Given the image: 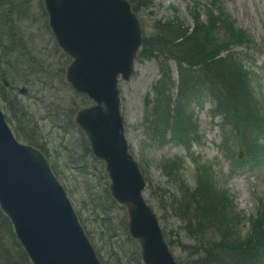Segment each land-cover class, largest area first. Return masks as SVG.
I'll return each mask as SVG.
<instances>
[{
    "label": "rangeland",
    "instance_id": "1",
    "mask_svg": "<svg viewBox=\"0 0 264 264\" xmlns=\"http://www.w3.org/2000/svg\"><path fill=\"white\" fill-rule=\"evenodd\" d=\"M6 1L8 5H3V0H0V15H4L2 13L4 7L8 6L7 8H10L12 6L13 9H18L13 2L14 0ZM23 2L29 8L28 20H19L17 25V23L0 18L1 37L3 42L6 43L8 51L13 48L23 54L19 43L21 45L25 43L36 52L30 55L31 51H29L25 57L31 62L14 63L15 68L12 70L7 61H13L15 56L4 55L5 52H2L0 48V70L8 71V75L11 76L8 78L9 85L15 87L14 90H7V93H5L0 86V108L6 114L8 123L19 141L25 143L22 137L23 131L20 128L18 132L15 123L18 122L28 133L30 127L35 125L37 127L36 136L46 144L51 163L53 164L58 160L59 166L67 169L65 162L69 160V155L78 157L83 152L77 131L71 126L68 127L67 123L66 126L63 125L65 121L61 110L75 112L78 107H81L79 106L81 102H85L86 97L75 93L65 80V68L70 64V60L55 43L53 36L51 38L49 34V17L41 4V0H23ZM224 4L238 23L237 25L250 31L255 41L260 44L258 50H249L247 53L250 58L249 65L255 72H251V84L264 104V0H224ZM191 6V0H152L151 6L140 16L144 37L149 39L155 31L158 36L168 35L170 37L172 22L179 14L185 19V28L192 27L193 19L188 11ZM13 16H15V13L9 12L8 17L13 18ZM165 23L170 27L169 29H167ZM197 36L199 37V35ZM13 37L15 38L16 47H14ZM174 52L177 53V51ZM163 55L165 56L166 52ZM162 62H164V65L166 64L164 59ZM136 66V74L130 81L121 80L120 90L126 135L131 146L130 151L138 160L144 175L148 177L149 186L146 196L149 198L150 194H156L161 195L159 197H166L169 202L171 200L178 201L182 196L181 187L189 195V200L182 205L172 206L169 203H163V218L166 221L168 234L174 240L187 238L190 216H194L195 219L197 215V207L191 202V199L198 181L196 178L200 174L201 182L209 186L212 194L224 196V212L219 209L218 217L220 218L222 212L225 224L229 225L224 227L225 232L232 241L236 243L243 241V247L251 238L252 244L247 248L245 247L244 250L249 249L256 256L263 248L259 245L262 238H264V201H256L248 178L244 180L242 176H234L228 172V165L231 163L221 154V147L219 148L224 133L220 126V123L224 122L222 116H212L210 111L212 102L208 98L204 99L201 104L196 105L194 108L198 115L203 139L194 145L192 152L186 151L185 148L174 143H169L163 147L158 146L157 140H151L152 135L149 133L145 136L141 128L155 135L164 132L163 130L159 133L162 124L161 122L158 123V120L154 122V117L151 116L156 115V113L151 114L150 110H147L144 106V98L151 90L152 84L159 78L161 67L158 58H155V52L147 51L144 59L137 61ZM169 66V70L174 69L176 71L175 63L169 62ZM19 87H27V92L23 93ZM248 90H241L245 95L244 100H247ZM177 91L171 95V104L176 103ZM4 93L9 97L6 98ZM150 100H153V98ZM55 104L59 105L60 108H57ZM253 105L254 103L251 106ZM17 108L22 110V114H25V118L30 121L29 126L24 124V118L21 117ZM246 108L244 102L237 101L224 109L226 119L231 120V125L227 126L225 124V127L228 133L236 136L235 145L238 149L243 147L242 142L240 143L238 139L243 137L245 127L249 124V119H243V111ZM170 110L173 112L171 107ZM66 114L68 113L66 112ZM50 117L57 121L55 127H52L49 123ZM178 126L182 125L179 124ZM56 151L57 156L54 154ZM239 151L241 150L237 152ZM176 156L185 158V171L178 170L172 175L165 165H160V162L164 157L173 158ZM194 158L199 159L200 166L196 167L194 165ZM88 162L93 163L91 160ZM182 164L180 161L177 162V169H180ZM97 166L99 167V164ZM90 171L96 172L98 176L100 174V170ZM219 171L221 172L219 173ZM213 176L217 181L216 184L213 183ZM59 178L70 199L79 210L83 223L99 254L107 258L106 252H108L111 264H140L137 246L125 231L127 223L124 220V218L126 219L125 214L111 205H109L107 211L96 214L94 212L97 209L94 208L86 212L81 210L78 197L80 192L88 190L85 181L82 184L72 172L69 174L61 171ZM254 178L256 180L252 182V185L255 186V192L259 194L260 198L264 199V168L261 177ZM99 179L101 185L104 186L105 181L100 177ZM107 180H109L108 177ZM87 181L93 182L91 178L87 179L86 183ZM93 189L94 187L91 186V190ZM232 196L236 199L237 211L240 216H237V211L231 209L233 206L230 208L226 204L227 198L234 204ZM150 201L158 210V203L161 204V202L157 200ZM259 203L261 204L259 205ZM105 208L107 209V206ZM251 218L259 219L260 224L256 228L251 225ZM189 230L193 231L194 234L196 232L195 227L189 228ZM0 232V242L3 243L7 252L5 259H9L10 255L17 254L21 249L6 227L2 225ZM190 246H193L191 242L185 245L186 248ZM174 252L179 258L180 256L185 257L179 248H175ZM112 259H115V262H112ZM252 263L251 260L250 264Z\"/></svg>",
    "mask_w": 264,
    "mask_h": 264
},
{
    "label": "water",
    "instance_id": "2",
    "mask_svg": "<svg viewBox=\"0 0 264 264\" xmlns=\"http://www.w3.org/2000/svg\"><path fill=\"white\" fill-rule=\"evenodd\" d=\"M45 2L59 44L77 57L69 74L86 72L80 87L71 74L69 78L98 104L82 110L77 121L86 130L94 153L108 162L113 195L128 206L130 232L141 243L145 264H168V249L162 256L165 248L157 240L159 227L152 208L141 198L144 180L127 152L119 112L117 76L122 73L129 78L134 71L142 43L139 22L126 0ZM85 59L91 65L78 68ZM108 118L111 125H107ZM45 161L40 151L13 139L0 113V200L34 261L99 264L63 187Z\"/></svg>",
    "mask_w": 264,
    "mask_h": 264
},
{
    "label": "trees",
    "instance_id": "3",
    "mask_svg": "<svg viewBox=\"0 0 264 264\" xmlns=\"http://www.w3.org/2000/svg\"><path fill=\"white\" fill-rule=\"evenodd\" d=\"M133 6L137 12L142 11L150 4L149 0H131ZM16 6L21 9L23 0H14ZM145 6V7H144ZM144 7V8H143ZM22 16L25 15L26 10L21 9ZM214 25V22H210ZM177 32H181L179 29ZM198 34L194 33L193 35ZM210 38L209 46L207 42L201 38L193 37L181 40L175 45H171L172 37L168 35L150 37L145 41V51L157 52L158 58L163 57L165 59H175L180 67V73L182 76L181 85L185 84L186 76L189 81L196 83L193 88L197 89L201 82H210L214 89L221 91L224 90L229 94L231 104L237 101H242L243 93L240 88L248 87L247 76L240 69L227 64L223 59H215L216 53L219 50L220 43H216L215 38ZM172 46V48H170ZM229 44L226 42L224 49H227ZM174 51H177L175 53ZM186 65L187 67H185ZM193 67H202L201 72H196ZM163 78H161L155 85L154 90L159 96L160 100L166 101L167 92H171L170 86L173 84L171 74L166 71L165 67ZM186 85V84H185ZM165 107V105H163ZM157 112V111H156ZM160 115V114H159ZM162 117V116H161ZM161 119V118H160ZM86 150L89 152L88 146ZM195 190L197 193L191 199V202L197 207L196 215V244L193 246L197 255V260H201L203 264H243L239 251L243 248L244 244L236 243L232 241L229 235L225 232L224 227L229 226L225 224L222 212L223 200L219 195L212 194L209 186H201ZM201 195H204L203 201H201ZM189 198L187 199V201ZM185 201V202H187ZM183 204V203H182ZM178 204V205H182ZM220 213V218L218 210ZM230 224V223H229ZM260 224V221H256L254 228ZM264 240V238H262ZM248 242L252 244V239L249 238ZM0 264L1 261H0ZM245 264H250V258L246 259ZM253 264H259L255 262Z\"/></svg>",
    "mask_w": 264,
    "mask_h": 264
},
{
    "label": "bare ground",
    "instance_id": "4",
    "mask_svg": "<svg viewBox=\"0 0 264 264\" xmlns=\"http://www.w3.org/2000/svg\"><path fill=\"white\" fill-rule=\"evenodd\" d=\"M131 5H133V3L131 2ZM88 58V57H87ZM91 64L87 61V59H85V60H83V61H81L80 63H78L77 64V67L78 68H83V67H86V66H90ZM93 66H96L95 64L93 65ZM101 69V67L99 68V70ZM98 70V71H99ZM98 106V104H94V107H97ZM112 124V119L111 118H108V122H107V125H111ZM116 127V126H115ZM114 127V128H115ZM75 129V128H74ZM1 130L2 131H5V127H4V125H2L1 126ZM76 131H77V134L80 136V131L78 130V129H75ZM34 160H33V163L34 164H36L37 163V157H34L33 158ZM132 161L134 160V157H131L130 158ZM43 160V159H42ZM45 164L46 165H49V169L50 168H52V163H51V161H45ZM160 247H163V245H160ZM162 250V249H161ZM160 250V251H161ZM165 253H166V250L164 251L163 250V253H162V256H165ZM104 259V258H103ZM105 259H107V258H105ZM108 260V262L110 263V261H109V259H107ZM114 261V259H112V262ZM111 264V263H110Z\"/></svg>",
    "mask_w": 264,
    "mask_h": 264
}]
</instances>
